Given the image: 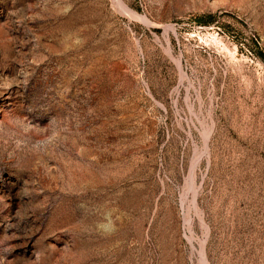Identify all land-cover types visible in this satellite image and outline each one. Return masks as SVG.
Returning <instances> with one entry per match:
<instances>
[{"label": "rangeland", "instance_id": "obj_1", "mask_svg": "<svg viewBox=\"0 0 264 264\" xmlns=\"http://www.w3.org/2000/svg\"><path fill=\"white\" fill-rule=\"evenodd\" d=\"M263 53L264 0H0V264H264Z\"/></svg>", "mask_w": 264, "mask_h": 264}, {"label": "bare ground", "instance_id": "obj_2", "mask_svg": "<svg viewBox=\"0 0 264 264\" xmlns=\"http://www.w3.org/2000/svg\"><path fill=\"white\" fill-rule=\"evenodd\" d=\"M123 4V3H122ZM125 8V7H124ZM126 10V9H125ZM129 10V9H128ZM131 10V9H130ZM132 12V11H131ZM201 264H206V257L204 255V252L201 253Z\"/></svg>", "mask_w": 264, "mask_h": 264}, {"label": "trees", "instance_id": "obj_3", "mask_svg": "<svg viewBox=\"0 0 264 264\" xmlns=\"http://www.w3.org/2000/svg\"><path fill=\"white\" fill-rule=\"evenodd\" d=\"M262 57H263V59H264V53L262 54Z\"/></svg>", "mask_w": 264, "mask_h": 264}]
</instances>
